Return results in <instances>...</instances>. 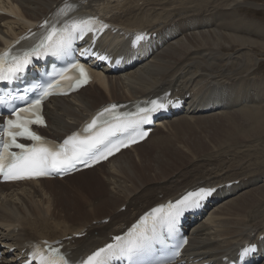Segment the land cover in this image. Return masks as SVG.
<instances>
[{
    "label": "bare ground",
    "instance_id": "1",
    "mask_svg": "<svg viewBox=\"0 0 264 264\" xmlns=\"http://www.w3.org/2000/svg\"><path fill=\"white\" fill-rule=\"evenodd\" d=\"M71 1L77 3L80 0ZM84 1L86 5L82 4L81 8L85 11L107 17L104 10L92 7V3H104L105 0ZM61 2L0 0V9L18 17L13 21L8 14H0V22L6 25L5 29L0 27V45L14 32L23 31L46 16ZM244 3L232 0L222 9L207 7L203 10L199 8L201 6L190 10L163 9L169 16L164 23L152 22L153 13L149 8L139 7L125 9L108 18L123 27V34L136 29L155 33L147 44L151 47L146 45L144 51L149 55L148 59L124 73L106 74L105 77L97 73L94 82L76 94L51 98L44 106L48 122L44 134L61 138L102 103L153 97L168 89L186 100V107L173 118L162 120L164 124L156 127L143 142L92 169L62 179L0 184V243L5 246V257L0 264H15L26 241L40 238L67 244L66 250L75 258L102 245L109 240V235L120 233L123 226L131 223L141 212L166 198H176L185 189L196 185L231 181L235 183L230 187L224 184L217 191L208 210L206 221L215 222L213 234H209L211 227L206 222L194 224L196 232L185 248L186 264L210 260L212 264H226L224 257L234 255L245 242H257V255L260 256L264 250V213L258 212L264 204L257 209L253 207L264 199V183L258 186L264 180V164L257 162L254 170L234 168L230 160L225 161L224 149L227 145L236 151L235 156L248 157L243 155L251 147V140L264 135V79L248 77L246 64L244 68L238 64L233 76H228L220 61L227 56L226 61L230 62L232 57H236L235 52L241 49L264 50L263 41L250 37L263 39L261 25L254 21L244 23L234 12V7ZM157 4L163 5L162 2ZM145 22L150 23V27L144 26ZM12 24L16 25L12 27ZM245 24L248 31L240 34L239 29ZM107 40L111 43L106 44ZM124 46L122 36L117 35L108 36L98 43L99 48L121 53L127 51ZM230 49L235 51L232 53ZM223 50L228 52L222 53ZM249 63L259 67L257 57ZM164 128L168 130L162 131ZM174 139L178 145L168 146ZM237 145L243 146L244 150L235 149ZM142 146L144 148L136 151ZM213 150L214 153L202 157V154ZM130 151H136L133 153L135 156ZM193 159H198L200 167L194 169L197 164L194 162L188 170L181 172L184 165ZM220 159L224 161L217 166ZM183 173L186 175L181 176ZM100 177L106 179L112 189L100 183ZM249 187L252 189L246 190ZM99 188H103L102 191L98 192ZM83 196L87 199L85 203L76 204V199ZM122 205L123 210L120 209ZM251 208L256 210L252 212ZM47 213L55 216V227L50 224ZM249 217L255 223L248 224L245 220ZM104 218H109L107 223L102 222ZM60 220L78 223L65 225ZM80 232L86 234L80 238H66ZM11 247L15 249L9 252ZM255 264H264V256Z\"/></svg>",
    "mask_w": 264,
    "mask_h": 264
},
{
    "label": "snow or ice",
    "instance_id": "2",
    "mask_svg": "<svg viewBox=\"0 0 264 264\" xmlns=\"http://www.w3.org/2000/svg\"><path fill=\"white\" fill-rule=\"evenodd\" d=\"M93 23H95V21L88 19L73 21L70 25H65L64 28L59 30L53 27L52 31L49 32L45 38V43L41 46L45 48V51H59L76 38L75 34L77 32L82 36L85 31H91V25ZM104 27H106V25H104ZM33 54L38 55L39 53L33 50L32 53H25L22 58L13 57L15 63L10 71L13 74L19 72L24 66L31 62L29 57ZM3 63V59L0 58V66H2ZM72 67L80 73V78L76 80V86L78 87L80 84L86 83L88 77L84 69L78 64ZM8 78V76L0 72V80ZM49 87H51V85ZM47 95H49V92L45 90L43 96L33 101L30 108L22 109L21 112H14L16 119L6 122L10 142L5 141L3 144L4 151L0 152V173H3L5 179H23L32 176H45L52 173L63 174L67 170L74 169L77 163L84 162L87 166V160L84 159L85 157L92 159L93 162H97L99 159H106L114 150L119 151L121 147H127L128 144L122 141L117 145L107 147L105 151L99 155H97V152H99L97 145H105L107 138L115 132L126 130L135 131L138 129L140 123L148 121V113L164 107V105L156 104L154 101L153 107L147 110L141 109L143 115L140 113L136 114V119L128 116L115 117V123H110L107 127H101L98 131L97 120L93 119L85 129V131L89 133L87 136L80 139L73 135L65 140L64 144L57 149L55 146H43L45 142L42 138L29 129V125L32 123L41 125L44 123L39 112L41 100ZM114 108L115 105L112 106V109ZM112 109L105 108L104 112L110 113ZM22 112H31L32 116L35 118L25 119L21 115ZM100 115L103 116V113ZM137 134L140 139L147 136V132ZM18 136L25 137L36 143L32 147H26L24 144L16 142V137ZM129 142L135 143V136L131 137ZM69 145H71V148H69ZM12 146L21 149V151L19 153H9L7 149ZM212 191V189L201 188L198 192H189L182 199L176 201L175 204L170 203L167 205L166 212L163 207L154 208L150 215H152L154 219L165 220L169 228H172L175 226L177 218L184 210L197 207L199 201L211 195ZM159 213H164V215L162 217H157ZM142 219H147V217ZM129 237L130 239L123 246L108 245L107 248H102L93 253L85 264H108L110 258L120 255H127L131 258L145 246V237L143 233L135 231V226L133 230H130ZM116 239L119 241L121 238L117 237ZM250 251H252L250 247L244 248L241 252V257L247 255ZM53 252L55 254L56 250H53ZM40 264H68V262L64 260L63 257H59L57 260L54 255L48 259L41 256Z\"/></svg>",
    "mask_w": 264,
    "mask_h": 264
},
{
    "label": "rangeland",
    "instance_id": "3",
    "mask_svg": "<svg viewBox=\"0 0 264 264\" xmlns=\"http://www.w3.org/2000/svg\"><path fill=\"white\" fill-rule=\"evenodd\" d=\"M231 1L232 0H105L104 3H101V2L100 3H92V7L94 8V10H98V9L104 10V12H105L107 17H111L113 15L120 14L125 9H134L136 7L144 8V9L145 8H149V11L151 13H153L151 15L152 18H153L152 22L164 23V22H166L169 19L168 18L169 16L167 14H165L166 10H169V11L172 10L173 11V10H181L182 8H185L184 10H186V9L190 10L193 7H199V6H201L199 8H201L203 10L206 9L207 7H209V8L218 7L217 9H222V8L226 7L228 5V3H230ZM240 1L241 2H245V3H244V5L242 4L240 7H234L235 8L234 12H236V16L239 17L240 19H242L244 23L245 22L247 23L249 21H254L255 23L260 24L261 27L264 29V0H240ZM160 2H162L165 7L163 5H158L157 4V3H160ZM105 6H107V7L105 8ZM163 9H165V11H163ZM5 13L8 14L13 21L18 20V17L16 15H14V14L8 12V11H5ZM139 23H141V22H139ZM15 25L16 24H12V27L15 26ZM150 25L151 24L148 23V22L144 23V26H146V27H150ZM0 27L2 29H5L6 25L3 24L2 22H0ZM247 31L248 30H247L246 24L242 25L240 27V29H239L240 34H245ZM250 37L253 38V39H256L257 41H263L264 42V37H263V39L260 36L250 35ZM223 51H222V53H226V51L228 52V50H223ZM229 51H232V53H233L235 50H231L230 49ZM234 56H236L235 57L236 59L234 57H232V59L230 60V62L228 61V63L226 61V59L228 58L227 56H224V58H221L220 61L223 62L222 66H224L223 69H225V72H224L225 74H229L228 76H230V75L233 76V74L237 70L236 67L238 66V64H239V66L241 68H244L245 64H246V67L249 68L248 73H246V75L248 77H252V78H255V79H258V80L259 79H264V50H260V48L259 49L255 48L252 51H248V49H241L240 51H236ZM252 56L253 57H257L258 62H259V67L257 65H256L257 67L253 66V64L249 63L252 60V58H253ZM228 65H230V66L227 67ZM230 73H232V74H230ZM225 79H226V77L223 78V80H225ZM262 89H263V93H264V84L262 85ZM167 130H168L167 128L162 129V131H167ZM213 136H215V135H213ZM172 142H170L168 144V146L170 145L172 147V146L178 145V141H176V139L172 140ZM250 143H251L250 144L251 147H248L247 148L248 151H246V153H245L246 155L245 154L243 155V156H248V157H245V158H242L241 156H235L236 151L234 149H230L227 145L224 146V149L226 150L225 151V161L226 160H230V162H232L234 164V168H236V167L240 168L241 167L243 169L244 168H250V169H253V170L256 169V167H257L256 163L257 162H262L264 164V135L258 136L257 138L252 139ZM233 145H235V144H233ZM145 147H147V143H146ZM142 148H144V146L138 147L136 149V151L140 150ZM235 149L244 150V147L243 146L239 147L237 145V146H235ZM136 151H132V152L130 151V153L132 155H134ZM148 151H150V150L148 149ZM210 152L214 153L215 151L213 150V151H209L207 153H204V154H202V157L207 156L208 154H210ZM249 155H251V156H249ZM198 159H193L190 162H188L186 165H184V167L181 169V172H184V170H188L189 165H191L194 162L197 163L195 165L196 167L193 166V167H195L194 169L199 168L200 167V163L198 162ZM153 160L154 159L151 160V163H153ZM221 161L223 163L224 160L220 159L219 163H217L216 165L217 166H221L222 165ZM107 167L108 166H103L102 168H107ZM95 172L99 173V170H96ZM178 173H179V171H178ZM185 175L186 174L183 173L181 176H185ZM101 180H102V178H101ZM101 180H99L100 183H103L104 186H106L107 189L110 188V187H111L110 189H112V185H109L108 181L106 179L102 180V182H101ZM262 183H264V180L261 183H259L258 186L260 184H262ZM34 186H36V185H34ZM37 186H39V185H37ZM252 187L256 188V186H252ZM252 187H249L246 190L252 189ZM102 189L103 188H99L97 191L98 192L102 191ZM83 190L84 191H88L87 188H83ZM18 192H20V190ZM86 200L87 199L84 198V196H83L82 199H81V197H78L76 199V204L82 205V204L85 203ZM81 201H82V204H81ZM259 202L260 203H257L253 208L257 209L262 204H264V199H262ZM44 207H45V205H44ZM87 208H88V206L85 207V209H87ZM123 208H124V206L122 205L120 207V209L123 210ZM253 208L250 209L252 212H254L256 210V209H253ZM258 213H264V208H260ZM47 218L50 221V224L55 227V225H54V223L56 221L55 216H49V213H47ZM105 220H102V222L103 223H107ZM52 221H54V222H52ZM64 221H66V220H64ZM64 221L60 220L61 224L77 225V223H78V222L72 223V222H68V221H66V223H65ZM245 221H247L248 224L255 223L254 219L251 218V217H249ZM202 222H206L211 227L209 229V234H213V232H214V226L213 225H215V222L206 221L205 218L202 220Z\"/></svg>",
    "mask_w": 264,
    "mask_h": 264
}]
</instances>
